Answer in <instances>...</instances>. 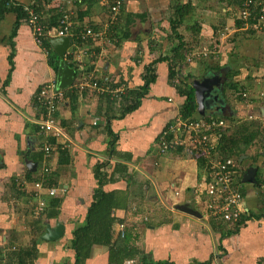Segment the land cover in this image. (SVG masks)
Segmentation results:
<instances>
[{
  "label": "crops",
  "instance_id": "crops-1",
  "mask_svg": "<svg viewBox=\"0 0 264 264\" xmlns=\"http://www.w3.org/2000/svg\"><path fill=\"white\" fill-rule=\"evenodd\" d=\"M10 1L25 10L37 3L45 17L57 8L75 6L70 0ZM190 2L193 10L179 26L184 41L179 47V37L171 28V0H125L116 43L76 46L72 59L78 69L68 87L73 94L67 95L68 88L63 89L65 99L55 113L64 135L54 138L56 144L51 143L50 161L43 152L47 136L36 122L41 107L35 104V96L47 82L57 83L58 70L50 65L49 53L53 50L60 58L62 49L52 43L51 49L39 46L33 39L29 16L20 18L0 4V264H18L22 256L28 264H75L72 231L85 221L98 187L96 166L103 161L108 162L103 168L108 177L114 176L104 190L127 195L124 207L114 212L124 218L123 229L131 242L151 261L264 264V124L263 147L257 150L252 145L236 165L235 184L249 215L238 230L236 224L208 214L206 195L196 190L208 179L207 161L199 154L187 153L186 132L168 130L183 117L185 97L178 91L179 77L191 86L211 74L222 77L203 109L197 102L194 118L225 120V116H232L235 124L228 133L241 123L264 121V33L245 31L237 24L242 0ZM107 18L105 0H83L73 23L103 28ZM201 46L211 51L204 55L197 50ZM177 47L185 56L182 61L174 57ZM65 59L67 62L66 53ZM149 64L155 67L156 78L139 97V105L124 115L126 98L121 100L126 91L100 93L80 85L86 76L106 75L112 89L138 90L144 85V70ZM173 70L179 71L178 76ZM225 82L229 87H224ZM104 97L112 99L113 105L106 107ZM166 131L165 141L172 144L182 138L184 143L162 151L160 139ZM61 150L69 154L67 164H59ZM201 159H205L202 167ZM121 164L128 167L126 173L120 170ZM250 167H257L255 183L244 180ZM56 169L60 173L53 176ZM36 182L44 187L39 190ZM51 188L56 189L55 195L49 194ZM54 197L61 200L54 210L56 216L34 214L40 199H45L47 206ZM179 206H189L201 215ZM58 222L65 226L64 235L54 241L41 240L47 226ZM108 257L106 246L94 245L85 264H108Z\"/></svg>",
  "mask_w": 264,
  "mask_h": 264
},
{
  "label": "trees",
  "instance_id": "trees-1",
  "mask_svg": "<svg viewBox=\"0 0 264 264\" xmlns=\"http://www.w3.org/2000/svg\"><path fill=\"white\" fill-rule=\"evenodd\" d=\"M10 0H1L0 4L5 6L6 9H11L17 12L18 17L26 18L28 17V12L24 9V6L21 4L15 5L14 2L10 4ZM75 6L73 8V13L70 15L71 20L73 22L74 17L76 16L77 9L79 5H82L83 0L81 2L75 1ZM125 5V0L122 6V9ZM33 7L34 11L37 12L39 15V19L41 23L44 25L46 30H49L53 27H60L61 25V18L65 13H67L69 8H61L56 9L57 12L54 14H51L48 17H45L43 12V7L41 5L33 4L31 5V8ZM122 9L119 14H117L115 17L112 15H109V9H108V18L103 25V28L95 27L94 25H75L73 23L71 28V35L70 42H69V55L67 56V62L71 67H74L76 70L78 69V65L74 62V59L72 57L74 56V53L76 51V46H82L86 43H101L103 38H108L111 41V45L117 42V38H120L119 36V26L122 25ZM171 9H173V14L171 19V28L172 31L179 37V45H184L183 37L179 34V26L182 24V22L185 19L186 14H189L192 12V6L190 0L183 1V0H171ZM175 15L178 17L175 18ZM29 18V17H28ZM19 22L17 21L15 23V28L18 26ZM108 25V27L106 26ZM237 24H241L240 20ZM90 29L93 32H104V34L98 35V40L94 41V39L91 35L87 34V30ZM43 45H46L47 47H51V37H44ZM101 46H111L108 44H105L102 42L100 44ZM99 45V46H100ZM97 46V45H96ZM175 49V58L178 59V61H182L185 59V56L181 55L180 48ZM51 49V48H50ZM181 55V56H180ZM49 62L50 65L56 70L59 69L60 64V58L57 55V53H54L53 50L49 53ZM154 64V62H153ZM153 64H149L145 67L144 70V85L138 88V90H129L126 89V94L123 95V98L121 100L124 101L125 99V105H123L124 110L122 111V114L124 115L127 112H130L134 110L140 103V96L145 95L148 92V89L151 86V83L154 82L156 78L155 74V67ZM179 71L173 70L174 75H177ZM178 76V75H177ZM178 91L182 96L185 97V102L182 106V116L184 118L191 117L193 119L196 114L197 110V101H196V95L194 88L190 85L188 81H184L181 79V77L178 78ZM224 87H229V83L225 82ZM71 89H64L67 91V95L71 94ZM73 94V93H72ZM72 94L70 96H72ZM111 95V94H109ZM125 97V98H124ZM106 107L113 105L114 101L110 99L109 97H104ZM108 116V113L105 114ZM225 121L227 123V126L224 128H221L220 130V142L217 147L218 153L221 155L223 159L233 158L236 161H239L240 156L249 149L252 145L256 147L257 150L262 148L261 142L263 140V132H262V124H264L263 119L261 120H255L254 123H241L239 125H236L234 130L231 133H228L229 129L234 126L235 119L232 116H225ZM264 135V134H263ZM170 136V135H169ZM55 137L50 136L49 141L52 144H56V141L54 139ZM257 140V141H256ZM110 143L111 146H109L110 150L113 149L115 139L111 140ZM259 142V143H258ZM166 143L168 144L167 151L176 148V147H170L169 140L166 139ZM257 143V144H255ZM182 147V146H177ZM183 148V147H182ZM115 151V150H114ZM113 151V153H114ZM43 152H45L43 150ZM46 155V154H45ZM51 154L46 155L45 159L47 161H50ZM203 159V158H202ZM199 160V166L202 167L204 165V160ZM69 161V154L61 150L60 151V158H59V164H67ZM206 161V160H205ZM108 163V162H107ZM105 161L99 163L96 166V175L98 178V187L94 191L93 200L88 207L85 221L81 224H78L72 231V238L70 240V246L72 249L76 252V262L75 264H85L86 260L90 257L92 253V249L94 245H103L106 246L109 250V257H108V264H165L163 262H155L151 261L147 255H145L144 250H142L140 247L133 244L130 240V236L125 233V229L121 231L120 227L121 225H124V218H121L120 216H117L115 214V210L119 209L121 207H124V202L127 201V195L125 192H122L120 190H113V191H105L104 185L111 181V179H114L113 175H110L108 177L107 172L104 171V167L107 164ZM121 171L125 172L127 171V166L124 164H121ZM103 169V170H102ZM60 169H56L54 172V175H57ZM114 175H116V170L113 172ZM237 174V173H236ZM236 177V175H235ZM60 198L54 197V199L43 209L44 214H46L47 218L56 216V212L54 210L56 207L60 205ZM47 209V211H46ZM42 212V213H43ZM264 216V213L263 215ZM248 216H244L239 222L236 223L238 230V227L245 223V221L248 219ZM212 261H207L202 264H211ZM18 264H28L26 262L25 257H20ZM201 264V263H198Z\"/></svg>",
  "mask_w": 264,
  "mask_h": 264
},
{
  "label": "built area",
  "instance_id": "built-area-1",
  "mask_svg": "<svg viewBox=\"0 0 264 264\" xmlns=\"http://www.w3.org/2000/svg\"><path fill=\"white\" fill-rule=\"evenodd\" d=\"M75 4V1L81 2L82 0H70ZM109 15L115 17L120 13L124 0H105ZM29 16V24L32 28V35L35 43L39 46L43 45L44 37H66L71 35V28L73 22L70 15L73 13V8H69L70 11L65 13L61 18L60 27H53L46 30L44 25L39 19V15L32 8H26ZM238 19L241 22L242 30L254 31L255 33H264V0H242L240 5V11ZM108 27V25L106 24ZM235 28H232L234 30ZM229 32V28L226 32ZM87 34L91 35L94 41H97L99 34L104 32H93L88 29ZM102 42L111 45V41L108 38H103ZM210 49H204L202 54L206 55L210 52ZM70 51L66 52L68 56ZM196 53L193 57H196ZM110 78L106 75L102 77L90 75L84 77L83 83L80 85H88L91 88L99 91L100 93H113L123 94L125 88L120 87L118 89H112L109 87ZM247 96L246 94H243ZM65 99L64 90L61 89L55 80L49 81L44 84L35 96V104L41 107V117L37 119V125L39 130L47 136V140L44 144V151L46 155H50L54 146L49 141V137L59 138L64 135L63 128L56 119L55 113L60 104ZM252 118V116H249ZM96 123V122H95ZM227 126V123L222 118L212 117L209 119H193L179 117L175 123L168 127L172 132H186L188 134L187 153L199 154L206 159L208 165V179L206 182L196 188L197 192L204 193L206 195L205 207L208 214L227 224L234 225L239 222L244 216L248 215V209L245 206L243 194L240 192L239 186L235 184V175L237 173L236 165L237 161L233 158L223 159L218 153L217 147L220 142V130ZM165 134L160 139L161 150L166 151L168 144L165 141ZM184 141L182 138H178L174 143L169 144L170 147L176 145H182ZM48 169H46L47 171ZM35 186L41 190L44 186L42 182H36ZM56 189L51 188L49 194L55 195ZM40 191H38V195ZM46 206L45 199H40L35 205L34 214L41 215L43 209ZM124 226L121 225L120 229L123 230Z\"/></svg>",
  "mask_w": 264,
  "mask_h": 264
},
{
  "label": "water",
  "instance_id": "water-1",
  "mask_svg": "<svg viewBox=\"0 0 264 264\" xmlns=\"http://www.w3.org/2000/svg\"><path fill=\"white\" fill-rule=\"evenodd\" d=\"M69 42H70V38L68 36L53 38L51 40V43L53 44L54 47L57 46L62 49L60 54L59 69L57 73V84L61 89H65L72 86L77 74L76 69L74 67H71L66 62L65 59V53L69 46ZM221 79H222L221 75L211 74L210 76H207L202 80H195L192 83V86L195 90L196 100L198 102L200 109H203L210 101L209 99L215 95V89L218 86V83L221 81ZM256 172H257V167H250L247 170L246 174L244 175V180L255 183ZM179 207L181 208V210H184L190 214L201 215L199 212L193 210L189 206L188 207L179 206ZM64 232H65V226L61 222H58L54 227L48 225L46 232L41 236L40 239L45 241L58 240L64 235Z\"/></svg>",
  "mask_w": 264,
  "mask_h": 264
},
{
  "label": "rangeland",
  "instance_id": "rangeland-1",
  "mask_svg": "<svg viewBox=\"0 0 264 264\" xmlns=\"http://www.w3.org/2000/svg\"><path fill=\"white\" fill-rule=\"evenodd\" d=\"M181 28L183 29V28H184V26H181ZM263 38H264V37H263ZM204 47H205V46H201V48H199V49H197V50H201V51H203ZM219 105H221V106H222V104H219ZM263 142H264V141H263Z\"/></svg>",
  "mask_w": 264,
  "mask_h": 264
}]
</instances>
